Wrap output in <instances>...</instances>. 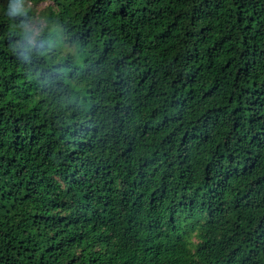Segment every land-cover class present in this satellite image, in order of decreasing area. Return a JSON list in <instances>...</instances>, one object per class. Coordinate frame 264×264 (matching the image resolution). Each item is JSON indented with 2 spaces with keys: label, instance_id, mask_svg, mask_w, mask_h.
Returning <instances> with one entry per match:
<instances>
[{
  "label": "trees",
  "instance_id": "obj_1",
  "mask_svg": "<svg viewBox=\"0 0 264 264\" xmlns=\"http://www.w3.org/2000/svg\"><path fill=\"white\" fill-rule=\"evenodd\" d=\"M0 264H264V0H0Z\"/></svg>",
  "mask_w": 264,
  "mask_h": 264
},
{
  "label": "rangeland",
  "instance_id": "obj_2",
  "mask_svg": "<svg viewBox=\"0 0 264 264\" xmlns=\"http://www.w3.org/2000/svg\"><path fill=\"white\" fill-rule=\"evenodd\" d=\"M46 5L47 3H40L38 5L33 6L32 12L34 17V23L36 25H39L42 22V17L40 16V13Z\"/></svg>",
  "mask_w": 264,
  "mask_h": 264
}]
</instances>
